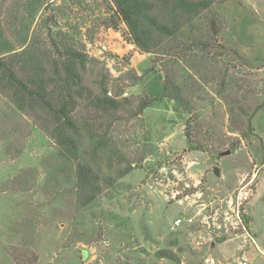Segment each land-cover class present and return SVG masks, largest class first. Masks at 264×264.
<instances>
[{
    "label": "rangeland",
    "instance_id": "374dc122",
    "mask_svg": "<svg viewBox=\"0 0 264 264\" xmlns=\"http://www.w3.org/2000/svg\"><path fill=\"white\" fill-rule=\"evenodd\" d=\"M32 3L35 12L24 6ZM113 9L111 0H7L0 10L30 19L27 42L47 62L70 44L88 55L82 72L96 93L105 82L130 99L112 115L109 149L94 154L87 144L103 183L85 204L68 195V181L58 190L49 181L56 146L34 126L50 117L18 111L11 90L0 88V264H264V0H219L204 12L216 34L205 50L179 57L198 82L185 95L200 96L182 118L173 101L138 111L164 73L162 53L141 52L122 34L124 23L106 27ZM3 23L21 49L18 27ZM89 110L80 100L79 117ZM249 181V199L231 204Z\"/></svg>",
    "mask_w": 264,
    "mask_h": 264
},
{
    "label": "trees",
    "instance_id": "16d2710c",
    "mask_svg": "<svg viewBox=\"0 0 264 264\" xmlns=\"http://www.w3.org/2000/svg\"><path fill=\"white\" fill-rule=\"evenodd\" d=\"M111 1L114 4L113 13L103 20V24L120 31L124 23L126 30L122 34L141 52L162 53L159 63L164 73L150 81V91L141 99L138 111L142 113L159 103L173 101L179 117L190 113L200 96L195 93L189 99L185 95V87L198 86V82L192 83L193 72L183 67L179 57L188 51H203L211 45V37L216 34V22L209 24L201 17L219 0ZM6 2L0 0V10ZM24 6L28 9L35 6L31 11L37 8L36 3ZM12 16L10 19L7 15L6 19L0 14V88L7 92L11 90L8 94L18 111L26 110L37 117H50L41 119V127L33 125L56 146L54 155L59 163L50 165L49 181H54L57 190L68 181L72 186L68 195L74 194L81 203H89L102 194L103 177L91 163L87 144L93 145L94 154L109 149L111 137L107 130L112 123V115L127 106L130 99L122 93L109 94L105 82H100V93H96L85 82L82 72L88 55L70 44L62 43L58 57L47 62L45 54L36 44L27 42L30 25L27 26L25 22L30 19L26 17V21H23L17 14ZM4 21L11 27H18L21 49L7 33ZM207 24L213 30L203 34ZM142 76L135 73L132 77L137 83H144ZM221 83L219 92L226 88L225 82ZM80 100H88L93 116L79 117ZM235 102L238 104L239 100L235 99ZM237 108L243 110L242 114H248L240 104ZM198 126L196 129H199ZM159 254L174 257L172 252L162 251Z\"/></svg>",
    "mask_w": 264,
    "mask_h": 264
},
{
    "label": "built area",
    "instance_id": "2783aa9c",
    "mask_svg": "<svg viewBox=\"0 0 264 264\" xmlns=\"http://www.w3.org/2000/svg\"><path fill=\"white\" fill-rule=\"evenodd\" d=\"M109 94H112V92H109ZM251 184H252V181H249L244 187L242 186V188H239V190L235 191V193H232L230 195L229 202L231 204H233L234 202H236L237 204H242L246 202L249 199L250 194H251V190H252ZM183 220L184 218L182 216H179L178 218H176L174 223L175 225H181ZM186 220L192 221L193 217L187 218ZM238 264H249V262H248V259L244 257L243 260H239Z\"/></svg>",
    "mask_w": 264,
    "mask_h": 264
},
{
    "label": "water",
    "instance_id": "95a60500",
    "mask_svg": "<svg viewBox=\"0 0 264 264\" xmlns=\"http://www.w3.org/2000/svg\"><path fill=\"white\" fill-rule=\"evenodd\" d=\"M230 153H231L230 149H228L226 151H223L217 156V159H220L221 156L226 155V154H230ZM215 172L219 175L220 171H219V167L218 166L215 167Z\"/></svg>",
    "mask_w": 264,
    "mask_h": 264
}]
</instances>
